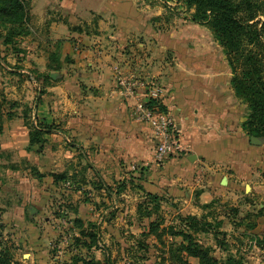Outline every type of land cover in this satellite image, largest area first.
<instances>
[{"label": "rangeland", "instance_id": "obj_1", "mask_svg": "<svg viewBox=\"0 0 264 264\" xmlns=\"http://www.w3.org/2000/svg\"><path fill=\"white\" fill-rule=\"evenodd\" d=\"M27 2L29 18L25 28L28 32L15 31L12 41L5 43L10 25L0 24V253L7 256L10 264H66L76 254L90 255L101 262L109 255L113 264H172L165 259V244L153 235L146 238L149 249L144 258L140 257L141 251H136L137 239L153 219H137L134 215L138 201L143 199L140 189L131 185L117 197L116 193L109 194L92 182L74 181L82 177V171L86 179L98 180L99 171L94 151L74 146L72 143L78 140L65 130V111L70 109V99H65L64 93L55 94L59 108L52 115L57 117V122L54 131L46 134L47 142L41 148L28 149L31 126L41 124L42 114H38L35 103L40 99L48 100V87L53 82L44 81L41 75L53 71L50 64L57 62L61 70L53 71L55 77L56 72L64 75L68 71L95 74L96 70L102 71L101 64L103 60L107 62V56L110 59L106 70L113 82L110 87L117 91L124 77L131 73L146 84L142 87H163L157 78L158 67L153 66L150 73H145L133 67L132 62L119 64L113 59L122 47L126 53L136 52L137 64L146 66L158 55L156 37L180 36L188 41L186 46L190 45L197 52L207 53L217 48L220 55L225 54L232 86L233 71L223 46L208 25L192 21L195 9L188 7L184 0ZM258 18L263 19V16ZM74 27H81V30ZM49 38L53 40L50 42ZM139 42H145L146 46ZM262 42L264 44V33ZM261 51L264 56V47ZM57 86L63 87L61 83ZM140 92L143 94V89ZM238 98L242 110L246 107L243 116L247 118V102ZM131 99L136 101L135 97ZM243 130L249 140L245 158L252 172L247 178L238 180V188L222 189L223 194L210 199L209 202L214 200L210 207L196 213L213 222H221L216 228L225 243L219 245L215 234L209 231L196 234V238L211 246L212 254L222 264L230 257L242 264H264V141L252 143L251 136ZM81 151L88 154L93 168L87 169ZM33 165L46 173L42 179L32 172ZM215 168L222 175L235 174L224 165ZM135 170H126L119 182L139 179V169ZM62 171L70 175L75 173L76 177L55 182L50 173ZM113 196L118 203L113 202ZM231 207L238 208L237 215L231 213ZM177 212L169 200L163 202L161 213L166 223L175 222ZM82 229L97 230L99 246L88 250L84 241L88 242L89 237ZM175 239L180 241L181 237ZM128 245L133 249L128 251ZM189 260L200 264L195 257Z\"/></svg>", "mask_w": 264, "mask_h": 264}, {"label": "crops", "instance_id": "obj_2", "mask_svg": "<svg viewBox=\"0 0 264 264\" xmlns=\"http://www.w3.org/2000/svg\"><path fill=\"white\" fill-rule=\"evenodd\" d=\"M156 41L158 55L146 66L137 64L136 52L126 53L122 47L118 54H113V61L127 65L132 62L133 67L145 73H150L153 66L159 69L157 78L163 86L160 101L174 119L180 145L179 150L161 163L154 161L158 138L139 117L135 99L125 98L115 87H110L113 82L106 70L110 59L107 56V62L102 61V71L96 70L95 74L56 72L52 86L48 87V100L40 99L35 108L42 114L41 123L55 125V110L59 108L55 94L64 93L65 99H70V109L65 111V130L78 140L72 143L74 146L94 151L102 186L115 188L126 170L139 169L143 179H135L133 184L127 181L128 187L141 184L147 191L167 197L177 213L196 214L202 204L223 194L222 189L238 188V180L252 172L244 153L249 146L248 135L242 128L246 107L242 110L230 84L226 55H220L217 48L200 53L186 46L188 41L180 36L156 37ZM139 44L146 46L145 42ZM57 81L63 87L57 86ZM87 155L81 151L86 165L93 168ZM214 165H224L235 174L222 175L215 171L218 169ZM98 180L90 182L98 183ZM116 196L114 203H118ZM134 215L138 219L137 209ZM126 249L133 247L128 245Z\"/></svg>", "mask_w": 264, "mask_h": 264}, {"label": "trees", "instance_id": "obj_3", "mask_svg": "<svg viewBox=\"0 0 264 264\" xmlns=\"http://www.w3.org/2000/svg\"><path fill=\"white\" fill-rule=\"evenodd\" d=\"M184 1L188 7L195 9L192 21L208 25L215 39L223 46L227 54L228 63L233 71L231 79L232 87L236 96L246 100L249 110L247 118L242 123L243 128L250 136H256L264 141V56L261 51L262 47H264L262 42V35L264 33V1ZM260 15L263 16V19L258 18ZM28 18L29 7L27 0H0V24L10 25L5 43L12 41V35L16 34L15 31L20 32L23 29L24 32H28L25 28ZM74 29L81 30V27H74ZM56 64H50L51 69L53 71H60V63L57 62ZM41 76H43L44 81L53 80L51 72L42 74ZM148 105L151 108L167 112L160 98H151ZM53 127V124L48 123H41L36 126L32 125L29 131L28 149L31 150L35 146L39 148L43 147L45 142H47L46 134L54 131ZM86 167L88 169L90 165H86ZM32 172L39 179H42L46 174L35 165L32 167ZM50 174L53 176L55 182L67 181L73 176L76 177L75 173L70 175L66 171L60 173L51 172ZM139 176V179H143V174ZM74 181L80 184L90 182V180L86 179L83 172L82 177L80 179L75 178ZM128 182L133 184L134 180L130 179ZM93 183L95 187L104 188L109 194L116 193V195L121 194L128 187L127 180L118 182L115 188L102 186V181L99 180L98 183ZM134 185L143 194V199L137 203L138 218H153L149 222L148 229L142 231L141 237L137 239L136 251L142 252L140 257L144 258L145 252L149 249L146 238L153 235L160 243L165 244L167 251L165 259L169 260L172 264H193L190 262L189 257L197 258L200 264H222L212 254V247L204 245L196 238V234L209 231L215 234L219 245L225 243V238L219 237L218 233L220 231L216 228L220 225V221L213 222L205 218V215H184L179 212L176 214L175 222L166 223L161 210L163 202L168 201L167 197L147 191L141 184L137 183ZM213 202L214 200L204 203L201 207H210ZM231 210V213L234 215L238 214L237 207H231ZM77 223L81 225L80 221ZM0 227H2L1 223ZM82 233L89 237L88 242L84 241V246L88 250L93 246H99V234L97 230L88 229L84 231L82 229ZM176 237H181V240L176 241ZM257 242L263 246L262 241L258 240ZM0 263L10 264L9 259L4 253H0ZM66 264H113V260L109 255L101 262L90 255L76 254ZM225 264H242V262L230 257Z\"/></svg>", "mask_w": 264, "mask_h": 264}, {"label": "built area", "instance_id": "obj_4", "mask_svg": "<svg viewBox=\"0 0 264 264\" xmlns=\"http://www.w3.org/2000/svg\"><path fill=\"white\" fill-rule=\"evenodd\" d=\"M118 91L128 97H135V109L139 117L146 121L154 135L158 138V144L154 152V161L162 162L168 155L179 150L180 145L175 135V122L170 113L149 107L148 102L151 98H160L162 95L161 87H142L146 85L138 79V76L131 73L124 77ZM141 86V87H140ZM143 89V94L139 90Z\"/></svg>", "mask_w": 264, "mask_h": 264}, {"label": "water", "instance_id": "obj_5", "mask_svg": "<svg viewBox=\"0 0 264 264\" xmlns=\"http://www.w3.org/2000/svg\"><path fill=\"white\" fill-rule=\"evenodd\" d=\"M52 76L55 77V73H52ZM250 140L252 143H256V144H259L262 142V140L256 136H251ZM194 157H195V155H192V158H194Z\"/></svg>", "mask_w": 264, "mask_h": 264}]
</instances>
